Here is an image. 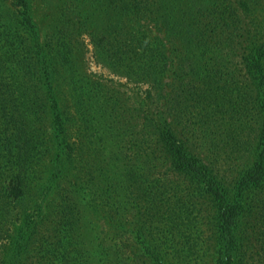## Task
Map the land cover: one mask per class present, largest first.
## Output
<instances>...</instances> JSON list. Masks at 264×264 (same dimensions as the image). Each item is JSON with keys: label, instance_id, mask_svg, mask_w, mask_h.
<instances>
[{"label": "trees", "instance_id": "trees-1", "mask_svg": "<svg viewBox=\"0 0 264 264\" xmlns=\"http://www.w3.org/2000/svg\"><path fill=\"white\" fill-rule=\"evenodd\" d=\"M204 257L264 264V0H0V264Z\"/></svg>", "mask_w": 264, "mask_h": 264}, {"label": "rangeland", "instance_id": "rangeland-1", "mask_svg": "<svg viewBox=\"0 0 264 264\" xmlns=\"http://www.w3.org/2000/svg\"><path fill=\"white\" fill-rule=\"evenodd\" d=\"M89 62H90V69L92 70V71H94V72H96V73H102L104 76H109L110 78H114V79H116L113 75H110L108 72H107V70H105V69H102L101 68V66H99V65H97L96 63H95V61L93 60V58H92V56L90 57V55H89ZM122 82H125V80H121ZM130 87H134V85H130ZM201 260V259H200ZM215 264V261H214V259L211 261V260H207V258H205L204 257V259L202 260V261H199L198 262V264Z\"/></svg>", "mask_w": 264, "mask_h": 264}]
</instances>
